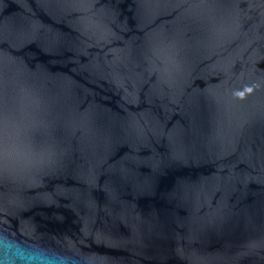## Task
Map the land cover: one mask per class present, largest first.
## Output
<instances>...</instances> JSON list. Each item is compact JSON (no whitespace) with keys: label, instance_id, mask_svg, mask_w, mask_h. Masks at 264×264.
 <instances>
[{"label":"water","instance_id":"water-1","mask_svg":"<svg viewBox=\"0 0 264 264\" xmlns=\"http://www.w3.org/2000/svg\"><path fill=\"white\" fill-rule=\"evenodd\" d=\"M0 264H264V0H0Z\"/></svg>","mask_w":264,"mask_h":264}]
</instances>
